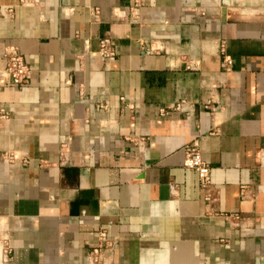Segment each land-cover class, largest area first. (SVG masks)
Instances as JSON below:
<instances>
[{
	"label": "crops",
	"instance_id": "1",
	"mask_svg": "<svg viewBox=\"0 0 264 264\" xmlns=\"http://www.w3.org/2000/svg\"><path fill=\"white\" fill-rule=\"evenodd\" d=\"M225 1L0 0L30 68L0 78V264H87L101 227L100 264H264V17Z\"/></svg>",
	"mask_w": 264,
	"mask_h": 264
},
{
	"label": "built area",
	"instance_id": "2",
	"mask_svg": "<svg viewBox=\"0 0 264 264\" xmlns=\"http://www.w3.org/2000/svg\"><path fill=\"white\" fill-rule=\"evenodd\" d=\"M36 0H18L21 4H30ZM6 11H10V7H6ZM92 14L95 16L98 13L97 7H92ZM96 55L101 58H111L115 53L114 42L110 37L102 36L98 38L97 49L94 51ZM30 68L24 59V56L16 51L10 50L3 54V64L0 66V78L6 82L24 84L28 80ZM98 107H103L106 102H97ZM162 112H165L163 108H160ZM66 145L62 143L58 151V162L64 164L67 161L66 155ZM22 162L25 158L21 159ZM181 164L186 168H191L195 170L198 183L202 187H206L209 183V165L202 159L200 151L194 142L184 144L183 155ZM233 217L238 219V215L233 214ZM98 241L91 246L87 254V264H100L103 262L101 255V247L104 245L110 246L112 243L108 241L106 237V232L104 228H99L97 230ZM4 255L9 254V247L4 245L3 247Z\"/></svg>",
	"mask_w": 264,
	"mask_h": 264
},
{
	"label": "rangeland",
	"instance_id": "3",
	"mask_svg": "<svg viewBox=\"0 0 264 264\" xmlns=\"http://www.w3.org/2000/svg\"><path fill=\"white\" fill-rule=\"evenodd\" d=\"M249 0H240L238 3H241L242 7L246 10L240 11L242 14H252L257 15L258 17H264V1L262 0L258 6H250ZM239 7V6H238ZM241 7V6H240Z\"/></svg>",
	"mask_w": 264,
	"mask_h": 264
},
{
	"label": "water",
	"instance_id": "4",
	"mask_svg": "<svg viewBox=\"0 0 264 264\" xmlns=\"http://www.w3.org/2000/svg\"><path fill=\"white\" fill-rule=\"evenodd\" d=\"M225 7H226V1L225 0H220V13H221V16H224Z\"/></svg>",
	"mask_w": 264,
	"mask_h": 264
}]
</instances>
